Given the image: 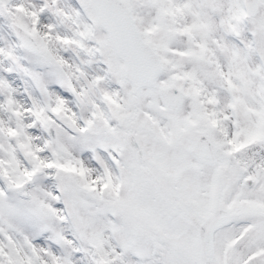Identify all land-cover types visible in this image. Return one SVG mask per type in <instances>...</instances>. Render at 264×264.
<instances>
[{"label": "snow or ice", "instance_id": "6c2138e0", "mask_svg": "<svg viewBox=\"0 0 264 264\" xmlns=\"http://www.w3.org/2000/svg\"><path fill=\"white\" fill-rule=\"evenodd\" d=\"M0 264H264V0H0Z\"/></svg>", "mask_w": 264, "mask_h": 264}]
</instances>
